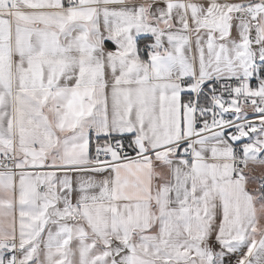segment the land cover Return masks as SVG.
Here are the masks:
<instances>
[{"label": "snow or ice", "instance_id": "1", "mask_svg": "<svg viewBox=\"0 0 264 264\" xmlns=\"http://www.w3.org/2000/svg\"><path fill=\"white\" fill-rule=\"evenodd\" d=\"M0 264H264V0H0Z\"/></svg>", "mask_w": 264, "mask_h": 264}]
</instances>
